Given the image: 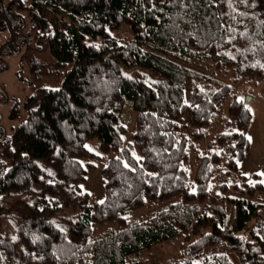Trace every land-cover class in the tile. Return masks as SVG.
<instances>
[{
  "label": "trees",
  "instance_id": "1",
  "mask_svg": "<svg viewBox=\"0 0 264 264\" xmlns=\"http://www.w3.org/2000/svg\"><path fill=\"white\" fill-rule=\"evenodd\" d=\"M262 22L264 0H0V70L26 24L56 68L69 64L58 87H36L0 132V264H145L142 253L178 238L180 264H235L229 251L236 264H264V184L237 167L247 102L195 68L264 80ZM122 24L128 39L117 38ZM226 101L228 127L210 139ZM124 106L135 114L128 139ZM194 141L205 148L191 168ZM103 154V203L88 202L75 184L81 160ZM161 201L144 218L124 216ZM113 220L118 228L92 237Z\"/></svg>",
  "mask_w": 264,
  "mask_h": 264
},
{
  "label": "rangeland",
  "instance_id": "2",
  "mask_svg": "<svg viewBox=\"0 0 264 264\" xmlns=\"http://www.w3.org/2000/svg\"><path fill=\"white\" fill-rule=\"evenodd\" d=\"M125 29L129 30L126 25L122 24L120 26L122 31L117 32V38L121 40L128 39ZM22 32L27 34L22 39L16 40L14 53L2 56V61L4 62V68L0 70V127L2 128L0 132L2 134H9L18 120L22 118L24 114L22 105L26 97L32 94L36 87H58L61 82L62 72L69 65L67 64L64 68H56L48 51L43 45H37L35 33L29 28L28 24L22 29ZM0 35L2 42L8 36V32L0 30ZM195 68L212 79L229 85L231 97H249L247 107L250 111V123L245 133L248 146L239 159L237 167L239 173L245 177L246 181H252L254 175H257L264 184V175H260V173H264V80L258 78L235 80L232 68L216 67L213 63L201 62ZM227 103L226 101L220 106L216 118H214L213 127L206 128L205 132H207L208 138H212L213 134L218 131H224L228 127L225 113ZM12 104L17 107L14 117H10V106ZM122 113L123 122L127 128L125 138L128 139L134 127L133 118L135 114L128 106L123 107ZM183 128L182 132L186 134L190 132V128ZM249 137H251V140ZM94 143L96 144V140L90 139L85 145L89 150L91 149L90 151L95 152ZM204 146V142H193V146L189 150L190 159L188 162L191 168L194 167V153L202 151L205 148ZM96 153L99 154L98 152ZM107 156L103 154L98 155L94 159L83 158L81 160L85 167V176L83 179L75 181V184L78 185L81 192L87 193L88 202H96L104 198L99 170ZM88 162H91L93 166L88 165ZM164 204V201L153 202L132 210L124 216L127 221L141 219ZM3 221L2 230H11L12 227L9 226L8 218L5 217ZM118 227L114 220L95 225L92 237L100 236ZM9 234H12V232H9ZM180 243L179 238L163 242L153 247L150 251L142 253L141 257L146 260L145 264H180L186 258L182 254ZM232 254L229 251L230 258L236 264ZM197 260L201 263V258Z\"/></svg>",
  "mask_w": 264,
  "mask_h": 264
},
{
  "label": "snow or ice",
  "instance_id": "3",
  "mask_svg": "<svg viewBox=\"0 0 264 264\" xmlns=\"http://www.w3.org/2000/svg\"><path fill=\"white\" fill-rule=\"evenodd\" d=\"M262 23H264V22H262ZM242 35H245V34L242 33ZM262 67H264V66H262ZM129 78H131V77H129ZM241 103H243V100L242 99H241ZM249 139L251 140V137H249ZM136 159H137V161H139L141 158L140 157H136ZM124 167H126V168L129 167V164L128 163H125L124 164ZM132 170L135 171V169H132ZM149 175H152V174L149 173ZM260 175H264V173H260ZM100 203H103V201H100Z\"/></svg>",
  "mask_w": 264,
  "mask_h": 264
},
{
  "label": "water",
  "instance_id": "4",
  "mask_svg": "<svg viewBox=\"0 0 264 264\" xmlns=\"http://www.w3.org/2000/svg\"><path fill=\"white\" fill-rule=\"evenodd\" d=\"M248 99H249V97H245V98H244V101L247 102Z\"/></svg>",
  "mask_w": 264,
  "mask_h": 264
},
{
  "label": "crops",
  "instance_id": "5",
  "mask_svg": "<svg viewBox=\"0 0 264 264\" xmlns=\"http://www.w3.org/2000/svg\"><path fill=\"white\" fill-rule=\"evenodd\" d=\"M5 1V0H4ZM2 34V33H1ZM0 38H1V35H0ZM0 43H1V40H0Z\"/></svg>",
  "mask_w": 264,
  "mask_h": 264
}]
</instances>
